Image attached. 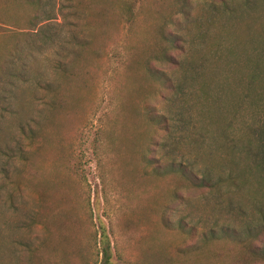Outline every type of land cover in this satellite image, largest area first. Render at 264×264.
Listing matches in <instances>:
<instances>
[{"label":"rangeland","instance_id":"rangeland-1","mask_svg":"<svg viewBox=\"0 0 264 264\" xmlns=\"http://www.w3.org/2000/svg\"><path fill=\"white\" fill-rule=\"evenodd\" d=\"M228 1L232 18L219 0H191L203 64L172 95L152 73H171L155 55L163 27L179 33L181 0H0V264H102L103 249L110 264H241L242 247L201 235L236 210L170 169L183 159L216 176L240 169L222 131L231 119L245 143L264 117V84L249 81L264 66V0ZM164 114L176 124L166 139ZM255 176L235 196L242 228L264 202Z\"/></svg>","mask_w":264,"mask_h":264},{"label":"trees","instance_id":"trees-1","mask_svg":"<svg viewBox=\"0 0 264 264\" xmlns=\"http://www.w3.org/2000/svg\"><path fill=\"white\" fill-rule=\"evenodd\" d=\"M221 2V8L225 12L227 11V17L232 18L235 11L231 6V2L228 0H219ZM244 7L253 8L256 5L254 0H244ZM181 14L183 20L179 24V33L174 35H168L167 31L163 27L161 29V38L163 42V47L156 52L155 58L161 60L170 67L171 73L168 75L155 76L152 73L155 82L159 85L161 89H168L172 95H180L186 93V75L188 73L201 74V70H197L196 67L203 64L202 62H197L194 59V41L188 38L189 34V24L195 19L200 20L198 16L193 17L191 8V0H181ZM133 8L128 9V19L132 20ZM215 8L208 13L210 19L215 17ZM214 13V14H213ZM213 15V16H212ZM259 63L257 62V65ZM255 67V66H254ZM253 68L250 73V84H255L258 81L260 84H264V66L262 65L260 71ZM253 96L251 89L247 94L248 98ZM173 119V118H172ZM174 120V119H173ZM160 128L164 131L166 139L168 135L172 132L176 124H173L170 116L164 114L162 119L157 122ZM178 126L184 128L186 126V120L182 117L178 118ZM233 122L231 119L228 120L226 127L222 131V138L224 140V153L227 159L237 166L239 161L242 160L244 165L240 169L230 167L231 170H223L224 172L219 176L214 175L212 168L198 163L197 160L191 161L188 159L180 160L178 163H173L170 167L174 172L185 183L186 187H190L201 191L204 197L211 196L214 200V206L219 209H224L228 215V212H233L236 210V220L239 216V212L244 213V208L238 203L235 198L236 193L239 190L246 188L245 182L246 178L255 172V184L256 192L264 198V117L257 124L252 126V131L255 135L251 137L247 142L241 143L242 141L237 139L232 134ZM209 136L211 132L199 133L196 140L200 145H206L209 142ZM175 173V174H176ZM248 183L250 180L248 178ZM254 206L258 212V216L253 222L245 225L243 228L236 224V220L232 221L231 218L227 217V221L221 223L222 220L216 219L212 221L211 225L209 221H205L203 224V231L201 232L202 237L205 239L204 242H224L228 241L243 249V258L241 260L236 259L234 263L241 264H256L264 263V202L255 201ZM251 221V220H250ZM184 223V221H182ZM179 227L181 231L184 227ZM198 223L193 226V233L198 232ZM210 225V227L208 226ZM192 235V234H191ZM197 246L194 250L198 249ZM102 264H110V257L108 250L103 249Z\"/></svg>","mask_w":264,"mask_h":264}]
</instances>
